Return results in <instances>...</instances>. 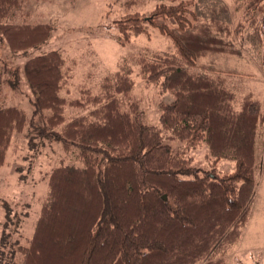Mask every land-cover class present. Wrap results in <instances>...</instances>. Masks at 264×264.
I'll return each mask as SVG.
<instances>
[{
    "label": "trees",
    "instance_id": "obj_1",
    "mask_svg": "<svg viewBox=\"0 0 264 264\" xmlns=\"http://www.w3.org/2000/svg\"><path fill=\"white\" fill-rule=\"evenodd\" d=\"M26 1L0 0V39L13 53L40 47L52 31L29 21ZM245 1L251 10L264 2ZM229 20L220 0H157L150 12L125 13L113 22L122 46L150 29L170 41L168 51L138 60L147 82L171 95L159 106V127L146 125L135 106L127 111L111 95H125L133 85L124 67L93 111L66 121L61 54L49 51L24 63L33 110L28 118L14 106L0 109V165L13 137L29 147L33 138L47 140L73 159L46 174L32 235L10 252L20 256L16 264H224L221 255L239 240L249 217L255 142L264 125L257 100L246 95L235 110L233 94L207 75L230 70L200 63L235 54L226 40ZM9 73L2 64L0 79ZM171 139L184 148L203 143L215 163L230 161L234 168L224 174L195 169L165 142Z\"/></svg>",
    "mask_w": 264,
    "mask_h": 264
},
{
    "label": "rangeland",
    "instance_id": "obj_2",
    "mask_svg": "<svg viewBox=\"0 0 264 264\" xmlns=\"http://www.w3.org/2000/svg\"><path fill=\"white\" fill-rule=\"evenodd\" d=\"M192 1L194 4L199 2ZM220 1L229 14L227 28L230 35L226 40L233 45L235 54H214V57L201 59L200 63L212 62L230 70L222 73L210 71L207 75L220 80L223 87L233 94L235 110H239L246 95L257 100L264 109V2L251 10L246 8L245 0ZM156 4L157 0L26 1L23 10L29 21L48 24L52 31L48 41L40 47L17 53L10 52L0 39V66L5 64L10 72L0 79V109L14 106L29 118L33 107L22 73L23 65L36 55L58 51L64 59L65 79L60 97L64 99L66 121L93 111L94 101L102 102L108 94L106 87L114 83L113 76L124 67L133 85L125 95L112 91L111 95L126 110L128 104L135 106L146 125L159 127V106L171 95L163 93L159 84L147 82L138 60L168 51L171 49L170 41L150 29L149 36L131 37L129 43L122 46L114 40L117 30L113 23L125 13L150 12ZM202 7L199 6L200 9ZM8 78L16 83L17 90L12 89ZM126 102L127 105L124 104ZM49 114V111L44 112L45 116ZM34 123L41 125L40 117H36ZM32 142L33 147H29L26 139L13 137L5 161L0 165V199L10 208V214H7L0 205L2 264H16L20 256L10 252L17 245L25 246L32 235L47 193L46 174L71 163L73 159L47 140L33 138ZM165 142L180 152L178 155L195 169L213 172L212 168H215V172L224 174L234 168L230 161L215 163L203 143L184 148V143L172 139ZM255 148V195L241 237L220 257L224 264H264V125L257 131ZM76 165H81V162L77 161Z\"/></svg>",
    "mask_w": 264,
    "mask_h": 264
},
{
    "label": "water",
    "instance_id": "obj_3",
    "mask_svg": "<svg viewBox=\"0 0 264 264\" xmlns=\"http://www.w3.org/2000/svg\"><path fill=\"white\" fill-rule=\"evenodd\" d=\"M163 199H165V197L163 196Z\"/></svg>",
    "mask_w": 264,
    "mask_h": 264
}]
</instances>
